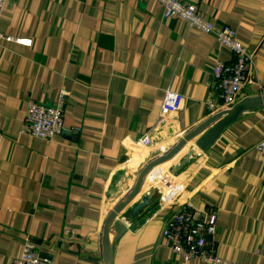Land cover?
<instances>
[{"label":"crops","instance_id":"crops-1","mask_svg":"<svg viewBox=\"0 0 264 264\" xmlns=\"http://www.w3.org/2000/svg\"><path fill=\"white\" fill-rule=\"evenodd\" d=\"M179 1L229 26L254 53L238 102L264 96V0ZM232 61L212 36L164 19L154 0H7L0 17V264L20 255L25 236L53 264H102L106 217L149 162L213 116L212 69ZM62 90L63 132L49 141L22 134L27 103L52 105ZM166 91L184 99L175 113L161 111ZM205 131L150 171L130 205L156 170L172 167ZM262 141L264 108L242 113L190 160L174 192L114 242L112 264H205L183 262L161 244L165 220L185 202L216 213L217 256L264 264Z\"/></svg>","mask_w":264,"mask_h":264},{"label":"built area","instance_id":"built-area-1","mask_svg":"<svg viewBox=\"0 0 264 264\" xmlns=\"http://www.w3.org/2000/svg\"><path fill=\"white\" fill-rule=\"evenodd\" d=\"M162 7L164 19L177 18L184 21L188 27L212 36L221 46L228 49L232 56L231 63L217 62L212 69L214 92L218 102H210L208 110L211 115L230 109L239 100L244 86L250 82V74L254 69V53L240 44L235 32L229 26H215L199 15L198 9L192 4L179 0H154ZM7 0H0V17ZM24 47H30V40H12ZM67 93L60 91L56 102L43 105L30 100L27 103L21 133L42 141H49L63 132V109ZM183 97L180 94L166 91L161 111L175 113L180 110ZM146 147L151 145L149 137L142 139ZM264 154V141L257 145ZM157 152L165 154L166 149L159 146ZM216 221L217 215L207 209L193 207L188 202L183 203L172 213L161 230V244L168 248L183 262L198 259L205 264H240L220 258L216 255ZM70 237L73 231L69 232ZM10 264H53L51 257L41 255L37 245L29 236L22 240L21 253Z\"/></svg>","mask_w":264,"mask_h":264},{"label":"water","instance_id":"water-1","mask_svg":"<svg viewBox=\"0 0 264 264\" xmlns=\"http://www.w3.org/2000/svg\"><path fill=\"white\" fill-rule=\"evenodd\" d=\"M258 108H264V96L245 98L237 102L230 109L212 116L200 129L192 132L185 139L176 144L165 157L149 162L139 173L132 189L114 208L105 219L101 235L102 264H112V246L131 225L158 197H169L175 190L174 180L187 167L190 160L194 159L198 152L208 149L218 139L219 135L230 124L235 122L244 112H252ZM206 130L191 146L182 154L179 160L166 171L156 170L152 174L148 190L133 203L134 197L140 190L142 182L147 174L156 166L174 158L184 147L188 140L194 138L198 132ZM130 205V207H128Z\"/></svg>","mask_w":264,"mask_h":264}]
</instances>
